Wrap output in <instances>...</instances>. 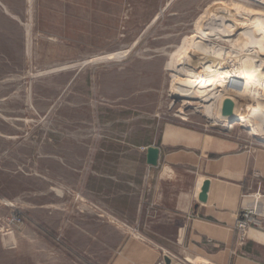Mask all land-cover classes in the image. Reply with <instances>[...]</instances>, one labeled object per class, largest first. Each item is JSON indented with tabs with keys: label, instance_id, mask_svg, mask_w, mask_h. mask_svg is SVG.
<instances>
[{
	"label": "rangeland",
	"instance_id": "rangeland-1",
	"mask_svg": "<svg viewBox=\"0 0 264 264\" xmlns=\"http://www.w3.org/2000/svg\"><path fill=\"white\" fill-rule=\"evenodd\" d=\"M68 1L0 0V264H113L140 237L125 224H139L147 149L171 127L264 149L240 119L184 110L169 68L207 10L261 0H116L107 46L61 28L67 13L89 28Z\"/></svg>",
	"mask_w": 264,
	"mask_h": 264
},
{
	"label": "crops",
	"instance_id": "crops-1",
	"mask_svg": "<svg viewBox=\"0 0 264 264\" xmlns=\"http://www.w3.org/2000/svg\"><path fill=\"white\" fill-rule=\"evenodd\" d=\"M124 2L69 0L68 9L83 10L89 28L78 29L77 13V23L67 13L60 26L87 42L114 44L115 11H124ZM157 148L160 161L148 167L139 224H125L140 237L127 241L113 264H158L166 256L173 264H264V232L251 231L241 242L235 228L244 210L256 208L264 222V149L172 127Z\"/></svg>",
	"mask_w": 264,
	"mask_h": 264
},
{
	"label": "bare ground",
	"instance_id": "bare-ground-1",
	"mask_svg": "<svg viewBox=\"0 0 264 264\" xmlns=\"http://www.w3.org/2000/svg\"><path fill=\"white\" fill-rule=\"evenodd\" d=\"M217 10H207L197 21L195 34L171 56L173 97L182 100L184 110L201 112L213 125L227 127L240 119L255 134L264 135V112L257 113L264 108H245L252 101L264 102V10L241 3ZM122 54L97 60L109 61Z\"/></svg>",
	"mask_w": 264,
	"mask_h": 264
},
{
	"label": "built area",
	"instance_id": "built-area-1",
	"mask_svg": "<svg viewBox=\"0 0 264 264\" xmlns=\"http://www.w3.org/2000/svg\"><path fill=\"white\" fill-rule=\"evenodd\" d=\"M19 219L14 218L11 223H19ZM235 228L238 232L239 239L241 242H244L247 239V234L250 231H259L264 232V222L259 217L258 211L256 208L244 210L243 213L237 218ZM163 264V263H159Z\"/></svg>",
	"mask_w": 264,
	"mask_h": 264
},
{
	"label": "water",
	"instance_id": "water-1",
	"mask_svg": "<svg viewBox=\"0 0 264 264\" xmlns=\"http://www.w3.org/2000/svg\"><path fill=\"white\" fill-rule=\"evenodd\" d=\"M160 161V149L157 147H149L147 149V165L150 167H158ZM201 200H206V195H201ZM164 264H173V260L166 256L164 258ZM182 264V263H177Z\"/></svg>",
	"mask_w": 264,
	"mask_h": 264
}]
</instances>
